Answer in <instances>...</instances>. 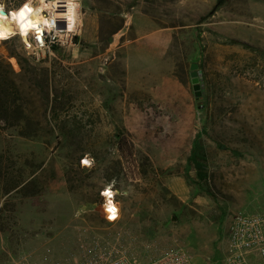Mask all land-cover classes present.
I'll use <instances>...</instances> for the list:
<instances>
[{
  "label": "rangeland",
  "instance_id": "obj_1",
  "mask_svg": "<svg viewBox=\"0 0 264 264\" xmlns=\"http://www.w3.org/2000/svg\"><path fill=\"white\" fill-rule=\"evenodd\" d=\"M82 1L75 46L37 56L19 35L0 42V264H79L98 246L226 264L231 215L264 213V0ZM143 15L167 50L129 90Z\"/></svg>",
  "mask_w": 264,
  "mask_h": 264
},
{
  "label": "built area",
  "instance_id": "obj_2",
  "mask_svg": "<svg viewBox=\"0 0 264 264\" xmlns=\"http://www.w3.org/2000/svg\"><path fill=\"white\" fill-rule=\"evenodd\" d=\"M31 1V0H27ZM2 3V2H0ZM7 9L12 7L3 2ZM22 5V4H21ZM40 20L34 21L24 38L18 34L28 51L35 55H53L57 50L76 45L83 27L82 0H37ZM111 191L113 196L104 195ZM117 189L107 187L101 191L105 217L109 222L117 221L121 216V203ZM111 200V205L108 201ZM111 209H115L113 212ZM115 218H110V217ZM123 247V245L121 244ZM226 264H264V213H244L231 215L226 236ZM5 264H36L27 257L11 259ZM79 264H195L191 254L181 246L171 247L159 256L141 261L126 250L111 247L91 249L83 262Z\"/></svg>",
  "mask_w": 264,
  "mask_h": 264
},
{
  "label": "crops",
  "instance_id": "obj_3",
  "mask_svg": "<svg viewBox=\"0 0 264 264\" xmlns=\"http://www.w3.org/2000/svg\"><path fill=\"white\" fill-rule=\"evenodd\" d=\"M139 18L144 20L143 25L138 23L137 18L134 20L136 39L133 41L134 45L127 46V83L129 90L137 89V77L139 74H141V77L148 78L151 58L160 59L167 50V29L160 28L157 22L147 15ZM136 67L140 73L135 70ZM159 76L160 78L154 79L153 83L163 84L167 82L166 72L161 73ZM156 154H163V151H158Z\"/></svg>",
  "mask_w": 264,
  "mask_h": 264
},
{
  "label": "bare ground",
  "instance_id": "obj_4",
  "mask_svg": "<svg viewBox=\"0 0 264 264\" xmlns=\"http://www.w3.org/2000/svg\"><path fill=\"white\" fill-rule=\"evenodd\" d=\"M37 0L26 1L18 8L7 9L4 3H0L3 6L2 15L4 18H0V42L4 39L10 38L13 35L22 32V37L27 35L28 29L32 26L33 22L40 20V15L35 5ZM24 12V16L21 18L20 13ZM15 14L16 18H13ZM25 40V38H24Z\"/></svg>",
  "mask_w": 264,
  "mask_h": 264
},
{
  "label": "water",
  "instance_id": "obj_5",
  "mask_svg": "<svg viewBox=\"0 0 264 264\" xmlns=\"http://www.w3.org/2000/svg\"><path fill=\"white\" fill-rule=\"evenodd\" d=\"M191 69V79L193 83V89L195 96L200 98L203 95L201 79L203 78V71L199 69L198 63H192L190 66Z\"/></svg>",
  "mask_w": 264,
  "mask_h": 264
},
{
  "label": "clouds",
  "instance_id": "obj_6",
  "mask_svg": "<svg viewBox=\"0 0 264 264\" xmlns=\"http://www.w3.org/2000/svg\"><path fill=\"white\" fill-rule=\"evenodd\" d=\"M2 12H3V6L0 5V18H4L3 15H2ZM20 17L22 18L24 16V12L22 11L20 14ZM13 18L15 19L16 16L15 14L13 15ZM94 163V160L90 159L89 158V154H85L84 158L82 159L81 161V165L82 166H88V167H91ZM104 195L108 196V197H111L114 195L113 192L111 191H108V192H105ZM109 205H111V200L108 201ZM113 212L115 211V209H111ZM77 215H79V213H77ZM110 218H115L114 216L113 217H110Z\"/></svg>",
  "mask_w": 264,
  "mask_h": 264
},
{
  "label": "trees",
  "instance_id": "obj_7",
  "mask_svg": "<svg viewBox=\"0 0 264 264\" xmlns=\"http://www.w3.org/2000/svg\"><path fill=\"white\" fill-rule=\"evenodd\" d=\"M220 4V2L217 3V6Z\"/></svg>",
  "mask_w": 264,
  "mask_h": 264
}]
</instances>
